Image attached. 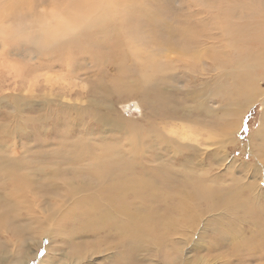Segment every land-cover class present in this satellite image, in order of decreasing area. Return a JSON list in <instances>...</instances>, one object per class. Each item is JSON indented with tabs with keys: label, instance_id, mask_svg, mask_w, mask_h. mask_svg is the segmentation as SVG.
Wrapping results in <instances>:
<instances>
[{
	"label": "bare ground",
	"instance_id": "bare-ground-1",
	"mask_svg": "<svg viewBox=\"0 0 264 264\" xmlns=\"http://www.w3.org/2000/svg\"><path fill=\"white\" fill-rule=\"evenodd\" d=\"M183 1L189 14L172 0H0V108L11 110L0 123V264H32L41 249L27 248L44 240L39 264L173 258L198 216L218 212L222 244L264 260V0ZM131 100L141 124L117 110ZM257 103L246 146L239 121ZM238 155L256 162L250 177L245 161L235 177ZM235 223L261 230L259 247Z\"/></svg>",
	"mask_w": 264,
	"mask_h": 264
},
{
	"label": "rangeland",
	"instance_id": "rangeland-1",
	"mask_svg": "<svg viewBox=\"0 0 264 264\" xmlns=\"http://www.w3.org/2000/svg\"><path fill=\"white\" fill-rule=\"evenodd\" d=\"M172 1H173L174 7L179 8L185 14H189V8L194 10V8L191 7L190 3H187V2H185L183 0H176L177 1L176 4H175V0H172ZM261 34H264V31L261 32ZM136 50H138V49H136ZM140 56H144V55H140ZM144 57L149 62H153V61H156V60L159 61L160 60L159 56H157V58H155V57L152 58V57H148V56H144ZM207 62L211 63L210 60L207 61ZM21 68L22 67L19 66V65L15 66V69H16L17 72H19ZM10 69H12V68H10ZM6 71H8V70H6ZM48 75H51V79H57L58 77L56 78V75H60V72L57 71L56 74H54V72H51V73L47 74V72L44 71L41 74H39L38 76H36L35 79L33 78L35 81L33 80L32 83L42 82L43 80H45L44 77H47ZM64 75H66V72H63V74L61 73V76H64ZM66 77H68V76H65V78ZM213 77H214V74L210 73L207 76L206 80H212V79H214ZM216 78H219V77L217 76V77H215V79ZM229 80H227V78H226V80L224 79L225 83L223 81L225 87L227 86V89L228 88L231 89V87H232L231 91L229 92V95L225 99L226 103H228L230 101L229 99L233 96V94H230L232 92V90H233V86L231 84L232 80L231 81H229ZM62 81H58L57 80V82L59 84H62L64 86H66L68 84V82H63L62 83ZM70 81H72V80H70ZM84 83L85 82H81L80 80H75L74 79L73 80V84L72 83L70 84V86H71L70 88H74L77 91L78 90H82L83 89L82 87H85V88L88 87V84L85 83L86 84L85 85ZM46 84H47V82H45V83L43 82V85H46ZM261 84L263 85L262 87H264V82L261 83ZM68 86H66V87H68ZM194 86L198 89V88L201 87V84L197 83V84H194ZM235 86H237V85H235ZM238 87H242V86H238ZM13 88L14 87H11V88L5 87L4 90H2V95H6L7 96V95H10L12 93L15 94V92H17V91L13 90ZM58 88L62 89L64 87H58ZM209 88H207V89L211 90V92H214V90L211 89V86H209ZM242 88H244V87H242ZM227 89L222 93L223 95L225 93H227ZM74 94H75V91L73 89H66V91H65L66 98H69L70 100L71 99L74 100V99L77 98ZM218 100L214 99V100L210 101L209 105L218 103L219 102ZM222 101H224V100L222 99ZM120 105L121 106H119L117 108V110H118L119 114L124 115L127 119H129V124H131L130 120L133 121V122L139 121L140 124H141L144 121V119L147 117L145 112H141L139 102H137L135 100H131L129 102H125V103L120 104ZM5 112H11V110L9 108L1 106V108H0V123H3V124L8 123V122H5V121L2 120V115ZM261 115H262V106H261L260 103L253 104V105H251V106H249V107H247L245 109V111L241 115V119L239 121V126H241L239 132L237 133L239 141H243L242 143H244L245 145L249 143V137L251 136V134L254 133L256 130H258V128L260 127ZM201 118L204 119V117L201 116L199 118L200 121H204ZM148 121L149 122L153 121L152 124H156L155 126H157V122H156L157 120L155 121L154 118H152V119H150ZM28 131H29V133L32 136L33 129L28 127ZM18 135H19L18 138L17 137H15V138L13 137V139H12L13 142L15 141V145L16 146L20 145L21 141L22 142H26L24 140V137L26 135H24L22 133H20ZM33 135H34V133H33ZM31 145L33 147H35L34 144H31ZM224 152H225V156H227V159H229V161H231L233 159V155L234 154L232 153L233 154L232 155L230 153V155H229V154H227L228 151H224ZM237 157H238L239 161L237 162L236 168L234 169V170L238 169L237 171H234L235 177H236V174H238L237 177H240V176L243 175V172H242L243 169H242V167L240 165V162H244V161L246 163H250V164L252 163L251 164L252 166L250 167V169H248L249 172L251 171L250 174H249V177H250L252 175V171H253L252 169H254L253 165H256V162L254 160H252V158L249 157V156H246L244 158V157L238 155ZM248 170L245 171V172H248ZM225 171H227V170H225V167L223 168V167H220V166H215L213 168L212 174H215V173L223 174ZM239 171H240V173H239ZM263 175H264V172H263ZM226 179L228 180V178H226ZM263 183H264V178H263L262 184ZM224 184L225 185L229 184V181L226 182V180L224 179ZM261 202L264 203V200H261ZM198 217L200 218L199 219L200 221L197 222L196 226L193 229H189L188 232H187V235H188L187 237L189 238L188 241L186 243H184L183 241L177 239V241L175 242V245L173 246V248H171V249H176L175 251L178 252V256L177 257L173 256V258H165L163 255H161V256H158L157 259L156 258H152V259H149V260H145V263H143V264H156L154 262L156 260H157V264H264V260L256 259L258 257L256 255L247 256L244 253L245 251H247V249L237 250L236 254H234L233 253V244L231 242H230V244H228L229 242H225V244H222L223 240H221V236L223 238H227V237L231 238V237H230V234L228 232H226V227L223 224H221V226H218L216 223H214L216 220H219V222H220V220L222 218V215L219 212L217 214H214V215H203L202 217H200V215H199ZM227 223H228V221H225V224H227ZM234 227L243 228L244 229V234L246 235V237H249L248 238L249 239V241H248L249 243L256 244L257 246L261 244V239H260V234H259L261 230H259L258 228H255V227L251 228L250 224H246V223H244V224L235 223ZM218 228L220 229L218 232H220V231L221 232L218 233V239H216L213 236V231L212 230H216ZM7 229H8L9 234H10L12 230L10 229V227H8ZM252 236H258V237L254 238ZM198 237H200V238L198 239ZM214 240L215 241L217 240V242L215 243ZM44 242H42V243H34V244H33V242H31L30 243L31 247L28 246V248H27L28 249V253H27L28 256L31 255L36 248L41 249V251H39V253H38L39 254V258L38 257L33 258L31 260L32 264H39V262L47 256V251L45 250V247L48 245L49 242L47 240H44ZM241 243H242V239H239V241L237 242L236 245H240ZM212 245H215L216 247L213 248V247H211ZM200 247H203L202 249L210 247V248H213L214 250L212 252L211 251L209 252L208 249H207V252H206L205 249L204 250H198ZM247 252H249V251H247ZM140 256H141V254H140ZM144 256H146V255H144ZM239 258H241V259H239ZM251 258H253V259H251ZM243 262H245V263H243ZM97 263H99V262H97Z\"/></svg>",
	"mask_w": 264,
	"mask_h": 264
}]
</instances>
